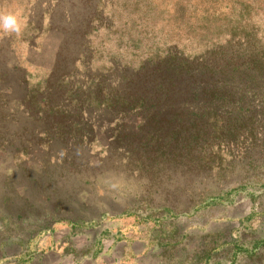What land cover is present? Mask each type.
<instances>
[{"label": "rangeland", "instance_id": "obj_1", "mask_svg": "<svg viewBox=\"0 0 264 264\" xmlns=\"http://www.w3.org/2000/svg\"><path fill=\"white\" fill-rule=\"evenodd\" d=\"M0 12L23 23L0 30V264H264V119L224 116L218 134L198 120L190 134L166 91L172 53L264 47V0H0ZM80 52L103 85L117 57L128 74L145 64L147 88L160 69L157 101L149 89L131 108L99 86L80 118L77 92L63 116L51 110L66 88L43 80ZM22 79L39 86L24 103Z\"/></svg>", "mask_w": 264, "mask_h": 264}, {"label": "trees", "instance_id": "obj_2", "mask_svg": "<svg viewBox=\"0 0 264 264\" xmlns=\"http://www.w3.org/2000/svg\"><path fill=\"white\" fill-rule=\"evenodd\" d=\"M234 37L231 35V39ZM84 40L82 41L83 48L90 50V41ZM259 48L260 50L246 55L222 51L219 50L220 48L215 49L209 55L205 53L192 58L185 57L178 51L172 53L167 58L169 81L166 91H171L168 96L172 102V106L168 108V117L177 122L178 127L183 131L190 134L192 132L198 134L194 130V125L198 123V120H202L207 128H210L206 132L214 129L218 134L222 129L216 124L218 120L223 122L224 116L244 120L245 118L253 119L254 115H258L257 117L264 119V113L256 114L255 111L248 110V107L245 108L242 105L245 101L250 105L253 102L260 104V110H264V47L260 45ZM18 66L17 61L15 67L18 68ZM144 66L145 64H141L137 70L128 74L124 59L117 57L112 63L110 72L114 83L110 81V84L103 85L104 70L103 67L95 65L94 53L85 56L80 52L77 57H67L66 67L68 69L66 71L53 74L55 70L52 69L51 76L49 75L43 80L44 88L53 84L63 85L66 88L60 96L59 104L50 107V109L59 111L63 116L71 109V101L75 97L73 94L77 92L82 97H80L81 105L72 108H75L74 111L76 110L77 117L80 118L82 116V100L88 97L87 92L90 94L93 87L99 88V86L102 87L99 90L103 91L105 97H108L109 93H113L122 102L130 104L131 108L143 107L142 95L149 89L155 92L151 96L154 101H157L155 89L161 86L160 76L163 75L160 69L154 68V75L149 77V82L153 81L152 85L148 88L144 87L138 78L140 74L144 73ZM50 77L56 78L55 83L49 79ZM20 85L23 90H26V95L22 100L20 99L21 103L26 101L33 88L39 87H35L32 80L28 83V80L23 79ZM122 86H132V95L127 94L121 88ZM50 90L51 88L48 93ZM138 91H141L142 94L137 95ZM133 102L134 106H132ZM49 112L54 114L52 111ZM156 112H160V110ZM60 131L59 139L67 144L83 148V145L89 143L88 140H81L77 130L61 128ZM234 132L235 130H231L225 133L232 134Z\"/></svg>", "mask_w": 264, "mask_h": 264}, {"label": "clouds", "instance_id": "obj_3", "mask_svg": "<svg viewBox=\"0 0 264 264\" xmlns=\"http://www.w3.org/2000/svg\"><path fill=\"white\" fill-rule=\"evenodd\" d=\"M23 28V23L17 13L0 12V30L5 33L19 34Z\"/></svg>", "mask_w": 264, "mask_h": 264}]
</instances>
